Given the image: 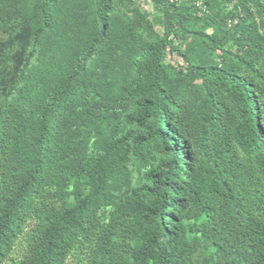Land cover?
I'll return each instance as SVG.
<instances>
[{
  "label": "trees",
  "instance_id": "trees-1",
  "mask_svg": "<svg viewBox=\"0 0 264 264\" xmlns=\"http://www.w3.org/2000/svg\"><path fill=\"white\" fill-rule=\"evenodd\" d=\"M118 2L0 0V264H264V0Z\"/></svg>",
  "mask_w": 264,
  "mask_h": 264
},
{
  "label": "rangeland",
  "instance_id": "rangeland-1",
  "mask_svg": "<svg viewBox=\"0 0 264 264\" xmlns=\"http://www.w3.org/2000/svg\"><path fill=\"white\" fill-rule=\"evenodd\" d=\"M147 10L151 11L152 10V6L146 1L145 4H143ZM120 7V3L118 2V0H116V8ZM219 61V59H217V62ZM21 244L23 245V241L21 242ZM19 253H21V247L18 249ZM68 264H75L72 260L68 263Z\"/></svg>",
  "mask_w": 264,
  "mask_h": 264
},
{
  "label": "built area",
  "instance_id": "built-area-1",
  "mask_svg": "<svg viewBox=\"0 0 264 264\" xmlns=\"http://www.w3.org/2000/svg\"><path fill=\"white\" fill-rule=\"evenodd\" d=\"M236 23H237V21L234 22V24H236ZM231 24H233V22H230V25H231Z\"/></svg>",
  "mask_w": 264,
  "mask_h": 264
}]
</instances>
